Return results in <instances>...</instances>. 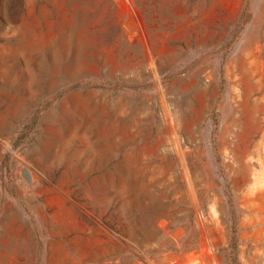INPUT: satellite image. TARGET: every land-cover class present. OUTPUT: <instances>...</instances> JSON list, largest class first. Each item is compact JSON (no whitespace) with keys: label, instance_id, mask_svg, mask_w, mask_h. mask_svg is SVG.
Returning <instances> with one entry per match:
<instances>
[{"label":"rangeland","instance_id":"374dc122","mask_svg":"<svg viewBox=\"0 0 264 264\" xmlns=\"http://www.w3.org/2000/svg\"><path fill=\"white\" fill-rule=\"evenodd\" d=\"M0 264H264V0H0Z\"/></svg>","mask_w":264,"mask_h":264}]
</instances>
